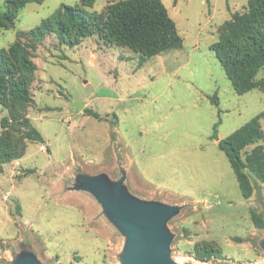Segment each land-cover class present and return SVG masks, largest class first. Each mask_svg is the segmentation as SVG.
<instances>
[{"label": "rangeland", "instance_id": "obj_1", "mask_svg": "<svg viewBox=\"0 0 264 264\" xmlns=\"http://www.w3.org/2000/svg\"><path fill=\"white\" fill-rule=\"evenodd\" d=\"M116 1L85 7L103 12ZM249 1L162 0L184 38L164 61L140 64V53L97 34L75 47L56 33L44 39L25 109L44 142L27 140L0 172V264H125L132 236L107 200L155 211L173 264H264V183L251 174L245 198L217 140L264 113V90L237 93L210 49ZM62 3L83 6L43 0L15 11L0 0V48ZM4 117L0 103V138ZM21 123L13 125L25 130Z\"/></svg>", "mask_w": 264, "mask_h": 264}, {"label": "trees", "instance_id": "obj_2", "mask_svg": "<svg viewBox=\"0 0 264 264\" xmlns=\"http://www.w3.org/2000/svg\"><path fill=\"white\" fill-rule=\"evenodd\" d=\"M43 0H8L15 11L29 2ZM95 0H82L83 6L62 3L51 15L29 30L18 32V38L8 51L0 48V103L9 110L11 117H4L0 138V172L4 164L22 157L27 150V140L44 142L25 109L31 98V85L38 66L35 52L44 39L56 33L59 40L71 47L80 45L84 38L98 35L108 42L122 41L141 54V62L162 53L181 48L184 38L175 20L162 0H120L109 3L103 12L89 11L85 6ZM15 14V12H14ZM7 22L14 16L3 14ZM218 41L210 49L223 66L237 93L244 94L259 88L264 90V79L257 75L264 68V0H250L243 12H235L232 19L223 23ZM211 101L219 106L217 95ZM24 113L16 112V108ZM86 111L96 117L101 115L91 108ZM214 125V135L221 123ZM258 114L232 134L221 138L219 146L227 154L235 172L242 195L251 198L257 182L264 183V129ZM23 122L25 130L15 128L13 123ZM258 144L251 151L249 145Z\"/></svg>", "mask_w": 264, "mask_h": 264}, {"label": "water", "instance_id": "obj_3", "mask_svg": "<svg viewBox=\"0 0 264 264\" xmlns=\"http://www.w3.org/2000/svg\"><path fill=\"white\" fill-rule=\"evenodd\" d=\"M79 109L84 104L76 102ZM220 141V138L217 137ZM110 208L118 214L132 236V250L125 264H173L166 255V247L160 230V216L153 210L131 205L123 208L107 200Z\"/></svg>", "mask_w": 264, "mask_h": 264}, {"label": "crops", "instance_id": "obj_4", "mask_svg": "<svg viewBox=\"0 0 264 264\" xmlns=\"http://www.w3.org/2000/svg\"><path fill=\"white\" fill-rule=\"evenodd\" d=\"M168 54H170V53L169 52H166V53L157 55V57H153V58H158V59H161V61H164L167 58L166 55L169 57Z\"/></svg>", "mask_w": 264, "mask_h": 264}]
</instances>
